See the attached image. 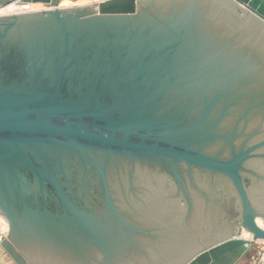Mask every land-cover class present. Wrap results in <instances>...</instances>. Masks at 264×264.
<instances>
[{"label":"water","instance_id":"95a60500","mask_svg":"<svg viewBox=\"0 0 264 264\" xmlns=\"http://www.w3.org/2000/svg\"><path fill=\"white\" fill-rule=\"evenodd\" d=\"M61 1L0 0L44 6L0 16L4 253L251 255L264 240V0Z\"/></svg>","mask_w":264,"mask_h":264},{"label":"bare ground","instance_id":"6f19581e","mask_svg":"<svg viewBox=\"0 0 264 264\" xmlns=\"http://www.w3.org/2000/svg\"><path fill=\"white\" fill-rule=\"evenodd\" d=\"M103 0H76V1H70V0H62L60 2V7H70L73 5H90L93 3H98ZM105 1V0H104ZM44 9V6L42 4H28V5H17L15 3H12L6 7L0 8V16L6 15V14H13V13H20V12H26V11H37ZM257 225L264 229V221L261 218H256ZM0 224H3L4 226V233H7L8 231V225L7 222L3 217L0 216ZM243 238L251 239V236L248 233H243Z\"/></svg>","mask_w":264,"mask_h":264},{"label":"built area","instance_id":"2783aa9c","mask_svg":"<svg viewBox=\"0 0 264 264\" xmlns=\"http://www.w3.org/2000/svg\"><path fill=\"white\" fill-rule=\"evenodd\" d=\"M5 236L4 226L0 224V264H7L2 254L4 251L1 248V242ZM1 250L3 251L2 253ZM250 264H264V240L256 242L255 253L250 259Z\"/></svg>","mask_w":264,"mask_h":264},{"label":"rangeland","instance_id":"374dc122","mask_svg":"<svg viewBox=\"0 0 264 264\" xmlns=\"http://www.w3.org/2000/svg\"><path fill=\"white\" fill-rule=\"evenodd\" d=\"M73 6H78V5H73ZM73 6H70V7H73ZM2 252L3 251L1 250V253ZM254 253H255V251L252 252L251 255L241 259L238 264H250V259L254 255ZM2 254H3V257H4L7 264H13L12 261L10 260V258L6 255V253L3 252Z\"/></svg>","mask_w":264,"mask_h":264}]
</instances>
